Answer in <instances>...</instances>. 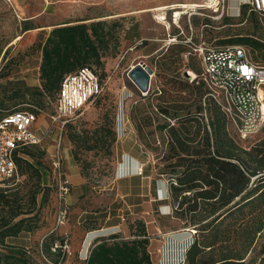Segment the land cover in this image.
I'll return each mask as SVG.
<instances>
[{
  "label": "rangeland",
  "instance_id": "374dc122",
  "mask_svg": "<svg viewBox=\"0 0 264 264\" xmlns=\"http://www.w3.org/2000/svg\"><path fill=\"white\" fill-rule=\"evenodd\" d=\"M203 1L0 0V117L12 106L7 100L8 95L29 87L26 98L19 100L26 103L16 109L29 104L41 110L36 125L41 141L34 146V152L44 151L41 166L44 174L40 183L35 172H18L0 185L26 193L30 207L34 193H38L32 214L36 227L8 238V244L24 247L39 263L82 264L99 238L115 232L130 237L129 224L140 218L146 222L151 236L149 249L153 264L182 262L194 231L184 227V221L175 215L168 176L159 172L157 153L148 146L160 143V133L151 136L147 131L165 119L155 107L158 102L164 103L159 98L163 95L161 89L173 95L178 92L187 96V104L196 94L188 85L187 91H183L173 90L171 83H167L168 79L174 78L157 64L163 61L159 52L146 55L151 49V39L158 34V42L163 45L161 52L170 48L168 54L179 45L193 51L188 40L221 45L222 39H242V36L252 34L264 42V13L252 10L250 0L240 3L235 15L231 14V4L235 5V0H221L218 6L217 3L212 7H182ZM245 4L248 5L246 16L242 17ZM161 6H169L165 10L167 20L171 22L169 25L156 17L155 8ZM184 9L186 12L177 18L176 12ZM226 17L232 20H225ZM89 18L105 19L109 26L113 24L115 33L110 48L104 53V65L92 64L104 88L91 103L63 123L56 115L55 95L45 93L39 104L32 101L37 92L35 89L41 88V49L37 43L42 42L57 24L90 22ZM134 22L131 32L142 34L143 38L131 43L125 41V32ZM26 23L34 28L25 31ZM174 35L178 41L170 43L168 39ZM248 49L253 58L251 48ZM178 60L181 75L177 81H185V73H195L186 65L191 62L198 65L196 56L181 53ZM141 61L154 70L148 91H142L129 76L131 66ZM138 108L147 109L155 117L153 126L143 127L144 135H139L136 127L139 121L133 118L134 109ZM206 109L216 108L209 104ZM111 127L116 140L109 154L107 145L112 138ZM232 133L244 146L264 143V128L245 139L238 137L234 129ZM87 136L100 137L95 149L85 148ZM59 159L61 175L54 168V161ZM66 185L67 190L63 189ZM47 240L49 243L55 241L50 252L44 250ZM263 242L264 232L248 257L251 264H264V255H259ZM55 260L61 262L55 263Z\"/></svg>",
  "mask_w": 264,
  "mask_h": 264
},
{
  "label": "trees",
  "instance_id": "16d2710c",
  "mask_svg": "<svg viewBox=\"0 0 264 264\" xmlns=\"http://www.w3.org/2000/svg\"><path fill=\"white\" fill-rule=\"evenodd\" d=\"M247 7V4L243 6L242 17L246 16ZM225 20L232 19L226 17ZM32 28L26 23L24 30ZM114 34L113 24L109 26L105 19L55 25L46 38L37 43L41 49V88L35 89L37 92L32 101L39 104L46 93L55 95V104L65 75L83 66L95 69L93 63L102 67L104 53L110 48ZM241 38L222 39L220 44L243 42L251 48L253 60L264 63V42L252 34ZM169 50L160 51L163 61H156L164 73L174 78L168 79L167 83H171L173 90L183 91H187L188 85L196 97L187 104V96L178 92L173 95L161 89L163 95L159 98L164 103L158 102L155 107L165 119L149 129L147 135L160 133V143L148 146L157 153L159 172L168 176L175 215L184 221V227L194 230L185 259L179 264H251L248 257L256 249L264 232V143L242 145L232 133L234 129L241 137L237 128L222 109L210 98H206L204 104L208 86L201 77L200 57L182 45L170 51L171 54H168ZM256 51L259 54H254ZM181 53L194 54L198 63L186 65L195 73H185V81H177L181 75L178 60ZM24 89L8 95L7 100L12 102V106L7 107L8 113L20 110L16 108L26 103L19 101L28 95L29 87ZM209 104L216 109H204ZM149 105L152 106V102ZM32 110L37 113L41 111ZM133 118L139 121L136 125L139 135H144L143 127L153 126L155 119L154 113L140 108L134 109ZM111 132L112 138L107 145L109 154L116 140L112 127ZM98 142L100 137L87 136L85 148L95 149ZM35 145L18 149L15 160L18 172H35L36 180L40 183L44 174L41 170L44 151L36 154ZM37 194L34 193L33 206L30 207L26 193L13 190L11 186L0 187V264H47L34 260L24 247L7 243L8 238L36 227L32 214L36 208ZM129 230L130 237L115 232L99 238L82 264H153L149 249L151 236L146 222L137 218L129 224ZM54 243V240L50 243L45 241L44 250L50 252ZM259 255H264V242ZM60 262L55 260V263Z\"/></svg>",
  "mask_w": 264,
  "mask_h": 264
},
{
  "label": "built area",
  "instance_id": "2783aa9c",
  "mask_svg": "<svg viewBox=\"0 0 264 264\" xmlns=\"http://www.w3.org/2000/svg\"><path fill=\"white\" fill-rule=\"evenodd\" d=\"M250 4L252 10L264 13V0H250ZM168 41L177 42V36ZM188 41L202 62L201 77L208 86L204 104L206 98L212 99L242 138L259 133L264 128V63L253 60L248 47L241 43L216 45ZM103 88L98 73L90 66L65 75L55 102L56 115L65 123L101 94ZM25 106L0 120V185L18 175L17 150L41 141L36 130L39 113L32 110L39 108ZM54 168L61 175L60 159L54 161ZM63 189L67 190L68 186Z\"/></svg>",
  "mask_w": 264,
  "mask_h": 264
},
{
  "label": "crops",
  "instance_id": "0c3cea01",
  "mask_svg": "<svg viewBox=\"0 0 264 264\" xmlns=\"http://www.w3.org/2000/svg\"><path fill=\"white\" fill-rule=\"evenodd\" d=\"M235 1H236L235 5L231 4V14H234V15L237 14V11L239 10V4L240 3H244L247 0H235ZM232 8H235V11H232ZM94 18H89V19L91 20V19H94ZM84 21L86 22V20H84ZM91 21H93V20H91ZM66 22H71V21H65V22H62L60 24H64ZM75 22H80V21H75ZM135 22L132 23L131 26H129L128 29H127V31L125 32V36H126L125 37L126 38L125 41H129V42L133 43V42L137 41L139 38H143L142 37L143 36L142 34H139L138 35L136 33H132L131 32V30H132L131 27L135 24ZM168 22H169V24H171L170 21H168ZM159 39H160V37L158 36V34L157 35H153V37L151 39V42H150L151 49L149 50L148 53H146L147 56H151V55L157 54L158 52H160L162 50V46L163 45L158 42ZM39 68H40V64H39ZM204 109H206V107H204ZM184 259H185V256H184ZM184 259L182 261H184Z\"/></svg>",
  "mask_w": 264,
  "mask_h": 264
},
{
  "label": "water",
  "instance_id": "95a60500",
  "mask_svg": "<svg viewBox=\"0 0 264 264\" xmlns=\"http://www.w3.org/2000/svg\"><path fill=\"white\" fill-rule=\"evenodd\" d=\"M153 75V68L144 61L138 62L129 71V76L142 91H148L150 89Z\"/></svg>",
  "mask_w": 264,
  "mask_h": 264
},
{
  "label": "bare ground",
  "instance_id": "6f19581e",
  "mask_svg": "<svg viewBox=\"0 0 264 264\" xmlns=\"http://www.w3.org/2000/svg\"><path fill=\"white\" fill-rule=\"evenodd\" d=\"M217 3H218V0H204L202 3L193 2V3L183 4L182 7H184V8H192L194 6H207V7H212L214 4H217ZM168 7L167 6H161V7L155 8V10H156V12H155L156 17H158L159 19H161L160 22H163L166 25H169V22L167 20L168 16L166 17V12H165V10ZM185 12H186V9H184L182 11H177L176 12L177 18L180 17Z\"/></svg>",
  "mask_w": 264,
  "mask_h": 264
}]
</instances>
